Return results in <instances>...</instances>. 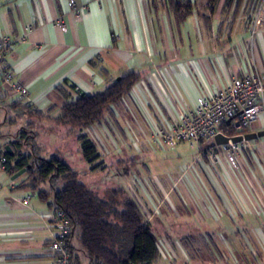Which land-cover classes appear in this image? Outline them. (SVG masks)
I'll use <instances>...</instances> for the list:
<instances>
[{
    "label": "crops",
    "instance_id": "obj_1",
    "mask_svg": "<svg viewBox=\"0 0 264 264\" xmlns=\"http://www.w3.org/2000/svg\"><path fill=\"white\" fill-rule=\"evenodd\" d=\"M71 1L76 11L68 8ZM187 1L192 5L191 15L176 24L166 0H0V37L25 39L5 54L3 65L28 93L25 101L16 102L2 89L0 77V109L7 100L11 108H23L25 115L39 113L44 120L54 121L66 103L104 90L102 72L117 80L135 74L139 80L115 116L122 136L133 146L140 139V146L153 151L156 144L151 135L156 130L179 124L201 99L225 90L233 77L264 75V29L250 41L255 0L230 4L219 0L212 12L207 0ZM74 87L78 94L71 92ZM58 89L67 97H61ZM96 129L103 132L115 153H122L126 142L114 125L90 128L86 133ZM260 131H264L263 115L249 133ZM250 147L246 157L238 156L245 165L259 170L250 171L258 176L254 181L257 189L252 185L247 192L240 188L242 175L233 173L226 161H220L219 172L205 161L206 187L199 183L197 173L188 169V163L174 166L178 177L172 172L161 178L150 173L156 193L163 196L165 211L188 218V231L177 236L164 219L165 211H147L142 205L150 220L157 215L155 220L166 229L159 234L149 225L157 238L158 264H264V236H248L254 247H247L246 252H223L218 247L229 240L222 232L226 228L232 229L233 237L236 234L228 242L240 241L243 226L264 233V138ZM156 153L164 154H151ZM117 160L116 164L124 162ZM124 163L130 166L134 161ZM120 171L124 176L130 174ZM134 173L141 175L137 169ZM16 179L0 169V264H52L47 253L51 235L48 220L43 218L51 211L50 202L43 203L34 193L27 205H21L19 200L32 192L20 188L21 180ZM256 180L262 181L261 185ZM137 185L143 191L142 184ZM69 246L80 264H88L74 242V233Z\"/></svg>",
    "mask_w": 264,
    "mask_h": 264
},
{
    "label": "trees",
    "instance_id": "obj_2",
    "mask_svg": "<svg viewBox=\"0 0 264 264\" xmlns=\"http://www.w3.org/2000/svg\"><path fill=\"white\" fill-rule=\"evenodd\" d=\"M218 1L207 0L210 12ZM233 1L225 0V3ZM166 5L176 24L182 23L191 15L192 5L187 0H166ZM102 76L105 80L103 91L91 95L82 94L76 100L66 103L60 110L59 117L53 121L57 126L79 132L76 141L80 145V154L88 165L101 155L86 132L90 128L114 125L121 133L115 112L118 113L125 107L133 86L139 80L137 75L130 73L121 76L119 80L110 79L105 72H102ZM58 92L61 97H67L64 91L58 89ZM32 116L44 118L39 113H32ZM219 128L225 135H232L228 125L222 124ZM22 131L17 143L9 142L0 148V158L6 160L2 169L8 177L24 169L25 172L15 180H21L19 187L35 193L43 203L49 201L51 210L64 213L73 233L75 230L79 232V249L87 258L88 264L159 263L157 238L130 195L123 189H117L108 197L99 196L61 159L55 157L47 160L40 157L36 148L28 144L31 140L28 133ZM249 132L246 130L244 133ZM22 143L27 144L26 148L30 149V153H23ZM5 147H8L10 153ZM127 170V167L123 169ZM68 249L71 253L70 264H80L79 259L73 255L69 241Z\"/></svg>",
    "mask_w": 264,
    "mask_h": 264
},
{
    "label": "rangeland",
    "instance_id": "obj_3",
    "mask_svg": "<svg viewBox=\"0 0 264 264\" xmlns=\"http://www.w3.org/2000/svg\"><path fill=\"white\" fill-rule=\"evenodd\" d=\"M2 103L3 105L0 109V148L4 147L9 142L17 143L19 137L18 135L24 128V131L22 132L28 133L27 136H34L31 140H29L28 144H31L36 148L35 151L39 152L40 157L47 160L55 157L61 159L79 175L80 180L84 184L89 186L101 197H108L113 190L123 189L128 195L131 196V198H133V200H135V196L147 209V211L153 209L154 211H165V204L164 201H162L163 196L156 193L153 185L155 184V182L151 176L149 177V175H151L150 173H152L156 178H161L166 174V172H172V176L178 177V175L176 174L179 172L178 168L175 171L174 166L178 167L187 163L188 169L192 171L194 170V172L197 173L199 183H201L203 187H206V184L208 185V178L205 175V173L207 172L206 163H208L205 161L208 160L202 158L197 153V150L194 147H191L189 144H180L175 148V150L163 149L154 144L155 148L153 149V151H149V149L146 148L145 145L140 146V143L138 141L140 139H136L137 142L135 146H133V144L128 140V137H125L124 135L123 137L122 133L119 132L121 134L120 136L123 137L124 142H126V145L125 148L122 149V153L117 154L114 152L115 150L113 151V149L107 144V140L102 134L103 132L100 133L96 129L93 132H89L88 136L96 146V149L101 157L95 160L91 165H88L83 160L80 154V145L76 141V135L79 134L77 130H70V128L68 127H59L52 120L48 121L44 120L43 118L39 119L35 116L25 115V110H23V108H11L9 101L7 100ZM151 138V141H153L152 135ZM26 147L27 144L25 145L24 143H22L21 149L24 154L30 153V149ZM250 148L243 150L236 155H233L231 159L227 158L225 160H220L221 162L226 161L233 173H240L242 175L241 179L243 182L242 185H240V188L245 192H247L248 190H252V185L257 189L256 185L254 186V181L256 178H258V176H256V174L251 175L250 173L259 172L256 167L255 168L257 170H253V165L249 166L248 163L247 165H245L242 162L243 160L239 158L246 157V155H248L246 154V152H248ZM156 151H163L164 154H151L152 152ZM250 153L251 155H254L253 150L252 152L250 151ZM37 154L38 153H36V155ZM139 155L141 156V158L139 157ZM120 158H122L124 162H130L133 160L134 163L130 166L124 162V164H116L118 161L117 159ZM220 161H218L217 163H210L209 166L219 172ZM125 167H127V171H129L130 174L126 176L119 174V172L121 173L120 170L125 169ZM136 169L141 171V175L134 173ZM142 170L146 172L148 170L150 172L149 174L148 172L142 173ZM125 179H128V181L125 182ZM136 179L137 182L141 183L144 187L143 191H141V189L137 185ZM161 181H164V183L167 184V181H165L164 179H161ZM256 181H258V183L261 185L262 181ZM226 185L228 186L227 189H230V183L228 184L227 182ZM168 186L169 184H167L166 188H168ZM173 199L174 198L171 197L170 201H172ZM262 211V216L264 217V209H262ZM220 212L223 213V208L220 209ZM156 217L158 216L156 215L152 219L151 216L149 225H153L152 227H156L157 231L160 234L166 229L162 227L159 221L157 222L155 220ZM195 218L197 219V216H195ZM164 219L166 222H169L171 224L170 231L172 234L181 236L183 234H186L184 231H188V228H185V225L188 224V218L186 219V217H181L172 213L169 214L165 211ZM240 230V241L235 239L231 240L230 242L228 241L231 238H235L236 234L235 237H233L232 229L226 228L222 230V232L224 231L226 236L229 237V240L223 244H218V247L221 251L231 252L232 250H238L246 252L248 248H252V246L254 247V245H251L249 243L248 236L249 238L264 236V233L260 229H249V227L247 228L243 226ZM78 233V230H75L74 242L79 245ZM218 235H222V233H220L219 231ZM259 244L263 245L262 243Z\"/></svg>",
    "mask_w": 264,
    "mask_h": 264
},
{
    "label": "built area",
    "instance_id": "obj_4",
    "mask_svg": "<svg viewBox=\"0 0 264 264\" xmlns=\"http://www.w3.org/2000/svg\"><path fill=\"white\" fill-rule=\"evenodd\" d=\"M70 11H76L75 4L68 3ZM78 17V14L76 13ZM59 27L64 30L61 21ZM264 29V0H255V8L251 16L250 41ZM24 38L14 39L7 36L0 37V77L2 89L15 98L16 102L27 99V89L15 79L13 73L3 65L5 54L16 44L24 42ZM72 93L78 94L79 89L74 87ZM264 116V75L254 74L243 77H233L230 85L206 99H201L194 111L187 113L167 130H156L153 134L154 143L163 149H175L179 144H189L197 153L211 163L221 159H231L233 155L250 148L249 142L216 146L208 152H202L201 145L213 140L217 135L227 138L243 137L246 130H251L258 121L259 116ZM230 121L228 126L231 136L225 135L220 126ZM227 125V124H226ZM199 156V157H200ZM6 162L0 158V169ZM5 186L8 182L4 183ZM130 188V187H129ZM2 187L0 186V190ZM34 193H29L19 200L21 205H27ZM135 203L146 220H150L140 201L134 196ZM43 218L48 220L46 225L51 239L47 245V253L52 264H70L71 253L68 241L72 236L73 228L60 210H51Z\"/></svg>",
    "mask_w": 264,
    "mask_h": 264
},
{
    "label": "water",
    "instance_id": "obj_5",
    "mask_svg": "<svg viewBox=\"0 0 264 264\" xmlns=\"http://www.w3.org/2000/svg\"><path fill=\"white\" fill-rule=\"evenodd\" d=\"M230 123V121H227V125ZM264 138V131L255 132V133H247L243 137H234V138H227L222 135H217L213 140H209L201 145L202 152H208L209 150L213 149L216 146H224L227 145L229 142L232 144H239L243 141L245 142H252L259 139ZM6 150L10 153L8 147ZM25 170H20L17 172L14 176H12V180L18 178L21 176Z\"/></svg>",
    "mask_w": 264,
    "mask_h": 264
}]
</instances>
